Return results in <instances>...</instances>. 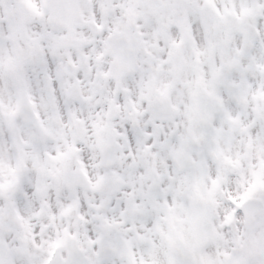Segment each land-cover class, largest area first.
Here are the masks:
<instances>
[{"label": "snow or ice", "instance_id": "snow-or-ice-1", "mask_svg": "<svg viewBox=\"0 0 264 264\" xmlns=\"http://www.w3.org/2000/svg\"><path fill=\"white\" fill-rule=\"evenodd\" d=\"M0 264H264V0H0Z\"/></svg>", "mask_w": 264, "mask_h": 264}]
</instances>
